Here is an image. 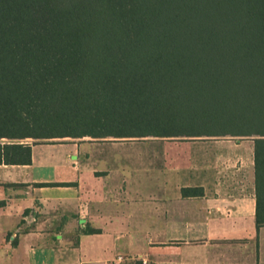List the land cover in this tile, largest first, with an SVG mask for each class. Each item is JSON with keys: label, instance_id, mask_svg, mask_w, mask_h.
Here are the masks:
<instances>
[{"label": "trees", "instance_id": "1", "mask_svg": "<svg viewBox=\"0 0 264 264\" xmlns=\"http://www.w3.org/2000/svg\"><path fill=\"white\" fill-rule=\"evenodd\" d=\"M85 137H253L263 227L264 0H0V165Z\"/></svg>", "mask_w": 264, "mask_h": 264}, {"label": "crops", "instance_id": "2", "mask_svg": "<svg viewBox=\"0 0 264 264\" xmlns=\"http://www.w3.org/2000/svg\"><path fill=\"white\" fill-rule=\"evenodd\" d=\"M198 143L165 148L136 180L131 160L79 143L0 165V264H264L254 145Z\"/></svg>", "mask_w": 264, "mask_h": 264}, {"label": "rangeland", "instance_id": "3", "mask_svg": "<svg viewBox=\"0 0 264 264\" xmlns=\"http://www.w3.org/2000/svg\"><path fill=\"white\" fill-rule=\"evenodd\" d=\"M218 139H229L237 142L250 141L254 145L253 137L251 138H233V137H223V138H158V137H144V138H105V139H93L90 137H85L82 139H54L45 141H35L28 139L25 142L31 144L33 147H53L60 146L64 144H83L87 149L95 148H107L110 150H115L117 152L118 163H121L125 158L131 160L129 165L133 166L134 173L132 174L134 180L137 179L138 172L137 166H143L145 168H150L148 175H156V168L159 164V152L163 151L165 148H182L190 142H201L198 143L196 149L205 148V142H211ZM2 141H7L3 139ZM127 155V157H126ZM84 157V156H83ZM153 172H155L153 174ZM144 180L155 181L154 178H144Z\"/></svg>", "mask_w": 264, "mask_h": 264}]
</instances>
